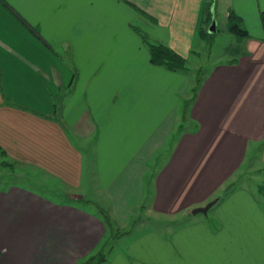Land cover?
<instances>
[{
	"label": "crops",
	"instance_id": "obj_1",
	"mask_svg": "<svg viewBox=\"0 0 264 264\" xmlns=\"http://www.w3.org/2000/svg\"><path fill=\"white\" fill-rule=\"evenodd\" d=\"M206 2L0 0V157L60 181L72 200L0 188V264L91 256L108 229L74 204L87 198L79 188L88 178L119 230L141 206L165 226L129 233L133 241L100 264H264V198L241 182L220 196L264 141V0L212 7L222 2L216 30L228 31L232 12L249 36L237 35L238 55L203 75L186 108L187 75L152 64L144 44L161 42L185 59L201 40ZM257 158L263 169L264 145Z\"/></svg>",
	"mask_w": 264,
	"mask_h": 264
},
{
	"label": "rangeland",
	"instance_id": "obj_2",
	"mask_svg": "<svg viewBox=\"0 0 264 264\" xmlns=\"http://www.w3.org/2000/svg\"><path fill=\"white\" fill-rule=\"evenodd\" d=\"M218 0H214L213 6L216 5ZM223 8L222 2L220 5L215 7L214 15L216 18L217 24L223 18ZM247 26H253V19L249 18L247 22H245ZM249 24V25H248ZM241 27H244L243 23H241ZM208 27H206L207 34L206 37L201 39L198 46L194 49L195 52H191L185 58L186 66L188 67V72L184 73L187 75V78L190 80V86L192 88L196 77L200 75H205L208 71L217 63L225 62L231 58H234L238 55L239 52V40L240 38L231 34L228 31H223L221 29L215 30L214 33L208 32ZM253 29V27H252ZM148 42V41H147ZM145 41L146 47L148 48V43ZM181 73V72H180ZM191 88L189 87V93L191 92ZM198 93V92H197ZM191 94V93H190ZM187 97H191L190 95ZM187 99V98H186ZM184 99L181 103L183 106ZM182 125V124H181ZM192 127L189 123L183 124L182 128L187 129ZM174 135V134H173ZM173 140H168V146L166 150H162L159 152L158 156L153 160V168H159L168 157V150L170 149V144H173ZM264 142V141H263ZM264 145V144H263ZM262 142L255 146V150H251L248 154L245 164L243 165L242 172L239 176L235 177V180L228 183L224 190L231 192L234 190L238 183L247 184L251 191L256 195L262 198V196L254 190V184L256 181H259L262 185L264 182V168H258V152L263 146ZM4 161V158L0 157V188H6L11 184H17L21 186H25L28 188H32L43 194L49 196L52 199L59 201H72L67 198L62 193L63 186H60L61 182L58 180H47L43 179L42 173L37 172L34 173L32 170L27 171L26 169H21L20 166L12 163L11 166H7L5 164H1ZM20 174V175H19ZM84 175V174H83ZM238 175V174H237ZM84 178V176H83ZM85 179V178H84ZM91 178L85 179V183L81 185L79 188V192L86 193V199L74 200V204L95 213L101 217L104 216V211L102 207L106 206V202L103 198H101L96 192L95 189H87L86 184L92 186L90 182ZM42 180L50 183L49 190L44 188ZM87 181V183H86ZM259 185V186H260ZM258 186V187H259ZM221 191V193L223 192ZM226 193V194H227ZM264 198V197H263ZM200 215V213H198ZM128 221V222H127ZM126 222V226L124 229L119 230L116 226H113L112 229H109L107 232V237L102 240L100 245V252L104 255L105 259L112 257L117 254V251L121 250V246L129 245L133 240L129 239L132 237L128 234L137 235V231H156L157 229H164V221L155 218L153 215L149 216L148 213L145 212L144 208L137 210L134 214H132ZM159 227V228H157ZM165 230V229H164ZM106 241V243H105ZM99 249H97L92 255H94ZM120 254V253H119ZM91 255V256H92ZM86 261L80 262V264H84Z\"/></svg>",
	"mask_w": 264,
	"mask_h": 264
},
{
	"label": "trees",
	"instance_id": "obj_3",
	"mask_svg": "<svg viewBox=\"0 0 264 264\" xmlns=\"http://www.w3.org/2000/svg\"><path fill=\"white\" fill-rule=\"evenodd\" d=\"M214 0H207L205 4V17H204V23L205 25L210 24L211 15H212V7H214L213 2ZM261 23L263 27L264 32V11L260 13ZM204 23L199 28V36L201 39L206 37L207 30L206 27L203 26ZM227 30L231 33H235L239 37H245L249 36V33L246 29L240 27L239 25V17L234 15L232 12L228 15L227 20ZM264 40V37H263ZM148 51H149V60L152 64L157 66L165 67L171 71L174 72H181L186 73L188 72V67L186 66L185 59L173 51L171 48H169L167 45L161 43V42H151L148 43ZM203 81V76L198 75L195 79V82L191 88V97L185 100V107L186 108L194 99L196 98L197 92L201 86V83ZM183 125H179L178 130L180 131L182 129ZM264 142L262 143V145ZM0 153H4L1 150L0 147ZM2 164H5L4 162ZM11 166V164H9ZM7 165V166H9ZM228 189L223 191L220 196H223L227 193ZM258 193L264 197V182L262 185L258 187ZM102 220L107 227V229H112L113 227V221L109 217L108 213L104 211V216L102 217ZM106 243V241H105ZM99 251H97L94 255L89 256L84 264H100L103 260H105L104 255L100 252V246Z\"/></svg>",
	"mask_w": 264,
	"mask_h": 264
},
{
	"label": "water",
	"instance_id": "obj_4",
	"mask_svg": "<svg viewBox=\"0 0 264 264\" xmlns=\"http://www.w3.org/2000/svg\"><path fill=\"white\" fill-rule=\"evenodd\" d=\"M216 30V19H215V15L214 12L212 10V15H211V20H210V24H209V28H208V32L210 33H214ZM216 199L209 201L207 204H205L204 206H199V207H195L192 209V214H197V213H207V211L212 207V205L215 203Z\"/></svg>",
	"mask_w": 264,
	"mask_h": 264
}]
</instances>
